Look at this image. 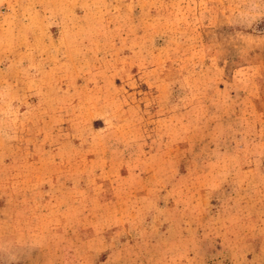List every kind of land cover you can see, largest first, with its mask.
I'll return each mask as SVG.
<instances>
[{
    "label": "rangeland",
    "instance_id": "rangeland-1",
    "mask_svg": "<svg viewBox=\"0 0 264 264\" xmlns=\"http://www.w3.org/2000/svg\"><path fill=\"white\" fill-rule=\"evenodd\" d=\"M0 264H264V0H0Z\"/></svg>",
    "mask_w": 264,
    "mask_h": 264
}]
</instances>
